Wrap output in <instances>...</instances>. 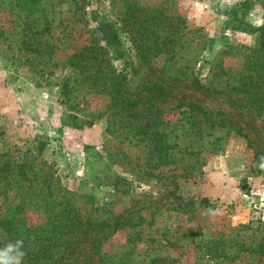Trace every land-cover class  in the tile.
Listing matches in <instances>:
<instances>
[{
	"label": "rangeland",
	"instance_id": "obj_1",
	"mask_svg": "<svg viewBox=\"0 0 264 264\" xmlns=\"http://www.w3.org/2000/svg\"><path fill=\"white\" fill-rule=\"evenodd\" d=\"M258 29L259 0H0V153L44 162L81 217L118 226L74 230L62 258L24 264H264V109L217 92L229 88L219 71L240 63L237 46L256 48ZM140 39L151 53L175 46L144 64ZM90 44L96 78L84 79L65 60ZM109 77L129 113H112ZM7 195L0 248L14 242L5 218L33 227L42 217L30 203L6 211Z\"/></svg>",
	"mask_w": 264,
	"mask_h": 264
},
{
	"label": "trees",
	"instance_id": "obj_2",
	"mask_svg": "<svg viewBox=\"0 0 264 264\" xmlns=\"http://www.w3.org/2000/svg\"><path fill=\"white\" fill-rule=\"evenodd\" d=\"M262 8L264 9V0H259ZM245 1L241 3V7H245ZM108 25H104L107 28ZM138 29V28H137ZM156 29H154L155 31ZM250 31V30H249ZM260 32V29H258ZM153 32V31H152ZM168 32V31H162ZM175 34V33H173ZM141 36V35H140ZM146 40L149 39L146 34L143 35ZM181 37V34L179 38ZM145 39H140L141 50L139 52V59L142 63L147 64L153 57L157 56V50H161L163 53H170L169 49L175 45L170 41L162 45L155 47L153 53L147 51L149 42ZM143 40V42H142ZM207 41V39H205ZM153 42V41H152ZM150 42V44H153ZM205 41H201L200 47L197 48L199 52L203 47ZM182 45V43H180ZM164 46L167 48L164 50ZM95 46L91 44L88 46H82L76 53H72L66 57L65 64L70 67L73 71L78 74H84L88 72L87 77L96 78L95 74L90 73L88 70L94 66L96 60L97 50ZM264 35L262 32L258 35V44L256 48H247L244 46H237V56L240 57V63L237 67L231 71V74L227 75L230 71H219L220 74L225 75L224 83L228 90L217 91L226 95V100L233 104V101L229 99V93L234 91L236 94H244L245 101L251 104V108L254 112L261 113L264 109ZM185 49V47H184ZM249 51L248 53L241 52ZM88 51V52H86ZM86 53V54H85ZM93 54V56L89 55ZM173 54V52H172ZM176 53H174L175 55ZM90 58V60L88 59ZM90 62L88 66L87 63ZM242 62V63H241ZM89 67V68H88ZM179 71V67L175 69V73ZM227 75V76H226ZM229 79V81H228ZM109 77L107 85L104 88V94L109 96V103L112 106V113H121L128 110L132 102H128L126 99L120 96L118 81ZM95 81V80H94ZM113 81V82H112ZM224 85V87H225ZM158 94H166L163 92V88L160 86L155 87ZM68 92V82L63 81L61 86V93ZM128 107V108H127ZM127 108V109H126ZM236 135L246 140V146L252 148L249 139L246 134L242 133L239 129L235 130ZM1 134V132H0ZM157 136V140H160L161 145L158 151H167L170 148L169 145H165L163 138L165 136L162 132H154V137ZM1 142V141H0ZM2 143H0V146ZM44 145L38 141L37 147H35L36 155H39ZM166 148V149H165ZM27 151V150H26ZM15 156H11L6 153H0V174L6 173L5 176L0 175V197L6 200L10 196L12 200L5 205L6 211L11 213L21 212L20 209L28 208L27 205L30 203L39 215L42 216L38 224L32 226L19 225V221H22V216L15 218L16 223L9 222L5 218V224H8L7 229L14 235V242L17 239L24 241V251L26 252L27 258L39 259V260H51L56 261L64 256L65 250L72 244L71 239L76 235L74 230L97 232L100 227L107 226L115 230L118 228L116 223L108 225L102 221H97L96 218L83 216L77 210L73 201V195L66 190L56 189L47 181V171L45 170V163L37 161L33 163V158L29 163H26V159L22 156L19 162L14 159ZM29 192L28 195L25 193ZM13 193V194H12ZM12 194V195H11ZM21 194H23L21 196ZM14 201V203H12ZM13 214H11L12 216ZM6 216V215H4ZM15 217V216H14ZM69 235V236H68ZM72 236V237H71Z\"/></svg>",
	"mask_w": 264,
	"mask_h": 264
},
{
	"label": "clouds",
	"instance_id": "obj_3",
	"mask_svg": "<svg viewBox=\"0 0 264 264\" xmlns=\"http://www.w3.org/2000/svg\"><path fill=\"white\" fill-rule=\"evenodd\" d=\"M260 167L264 168V156L260 157ZM24 241L17 239L15 242L8 241L0 248V264H24Z\"/></svg>",
	"mask_w": 264,
	"mask_h": 264
}]
</instances>
